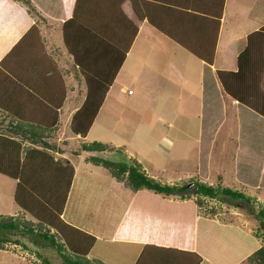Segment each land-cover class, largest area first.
Masks as SVG:
<instances>
[{
	"label": "crops",
	"instance_id": "1",
	"mask_svg": "<svg viewBox=\"0 0 264 264\" xmlns=\"http://www.w3.org/2000/svg\"><path fill=\"white\" fill-rule=\"evenodd\" d=\"M29 1L36 13L30 12L20 1L0 0V127H11L15 123L11 120L14 118V120L23 121V125L33 124L46 128L55 126V130H48L46 138H54L53 134L57 136L58 133L60 136L63 135L61 144L58 146L61 153L65 151L69 155L67 161L73 168V175L60 216L65 222L94 236L95 240L87 256L98 259L104 264H133L144 243L153 242L157 245L193 250L201 257L199 264H233L258 248L260 245L258 238L249 237V230L247 228L243 230L238 226L239 222H243L242 220L232 222L229 219L219 220V217L215 216L202 217L190 199H180L175 195L162 197L146 190L133 193L116 181L113 183L105 181L104 172H101L104 168L86 162L84 158L87 155L104 158V154L109 152H78L77 148L79 141L111 143L114 146H122L128 155L137 160L135 138L133 140L132 138L128 140L105 138L108 133L103 135L100 132L102 128L112 132L115 122L108 126L107 118L110 115L113 119L115 111L120 114L123 110L116 104L118 93L125 90L124 86H120L118 78L119 71L122 69L125 71L123 80L127 79L128 83L139 87L145 84L153 85L154 89L159 90L156 93H168L170 89L163 91L162 87L174 85L173 87L182 96L185 88L190 86L192 90L190 94H198L196 106L199 116L196 119L199 137L200 115L205 109L203 98L216 93L217 90L215 84L217 85L218 82L214 71L234 70L235 57L244 47L246 35L264 24V10L261 5H257V8L254 6L259 0H251L249 4L247 3L245 10L243 9L245 0H239L238 3H236L237 0H148L160 6L170 4L169 6H176L181 11L192 13L187 23L172 19L167 21L166 25L168 27L177 25L176 28L179 25H183L184 28L188 25L190 40L198 49H208L214 40L213 61L210 65L158 31L145 18L139 19L130 0H78L77 14L80 30L81 32L85 30L80 34L81 45H87L91 40L103 45L97 40L101 37L117 50L125 46L127 48L82 138L78 133L72 132L69 126L71 117L80 107L85 93L72 92L69 87H66V85L72 86L69 84L72 78L66 75L72 74L73 71L69 66L71 55L66 50L62 35V23L72 16L75 0ZM253 7L256 11L254 16ZM107 20H110L111 24H108ZM105 21H107L106 28L102 25ZM94 24H97L95 27L98 29H107L110 25L111 31H108L107 35L100 34V37H94L87 32V30L94 31ZM177 32L182 33V30L179 29ZM240 39L242 45L238 47ZM184 52L186 54H182ZM231 57L234 58V65H232ZM193 59L198 61L199 66L195 62V66H192ZM218 60L220 66H216ZM67 66L69 72L66 73L67 70L62 68L65 74H61V67ZM56 71L61 74L63 85L60 82L54 83ZM191 79L194 80L193 85L190 82ZM217 86L220 91L219 84ZM127 90L130 89L125 90L126 94L131 95L132 92L128 93ZM180 91L183 92L180 93ZM220 95L223 116L219 124L211 125V146L216 131L226 116L227 104L224 97L229 98L230 106H236L231 97L224 93ZM13 104L18 110H9ZM127 109L129 113L142 115L140 123L149 125H153L150 122L159 120L164 114L163 112L153 114L151 110L139 107L132 102ZM42 112H45L44 115L39 114ZM195 112H197L196 109ZM252 117L246 120H250L256 126L259 123L264 124V118L261 116ZM246 123L247 125L243 126L245 132L242 135L239 134V138H245L249 143L255 142L247 139L252 137H249L250 122ZM253 128L257 129V127ZM262 135H258L257 140ZM144 138L149 141L154 139L155 145L151 146V149H159L157 146H161L165 152L167 151L168 144H165V139L150 138L148 135ZM235 138H237L236 134ZM176 140L177 138L172 139L169 145ZM255 144L258 143L255 142ZM247 152L251 155H248L247 159L243 156L244 158L239 161L245 163L244 167L255 169V174L261 173L264 168V143ZM160 170L163 171L164 167ZM172 170L169 169L167 172ZM147 174L155 177L148 172ZM131 204H133L134 214L128 211ZM18 210L20 207L16 206L14 211ZM190 210L193 212L191 221ZM128 212L130 216L126 220ZM93 213L100 219L95 218L96 223L90 227L84 222L91 221L94 218ZM123 220L126 221V225L131 223V227L126 226L125 234L128 235L127 239L130 238L128 240L115 239ZM220 229L223 232L219 236ZM121 238H123L122 235ZM186 242L187 245H184L183 243ZM223 248L226 250L224 253ZM122 249H128L127 254H122L121 258H113L114 254Z\"/></svg>",
	"mask_w": 264,
	"mask_h": 264
},
{
	"label": "trees",
	"instance_id": "2",
	"mask_svg": "<svg viewBox=\"0 0 264 264\" xmlns=\"http://www.w3.org/2000/svg\"><path fill=\"white\" fill-rule=\"evenodd\" d=\"M17 1L22 2L30 12L36 13L29 0ZM130 1L139 19L145 18L150 25L189 50L194 56L209 65L212 64L214 40L208 49H198L196 44L190 40L188 25H185V28L183 25H179L177 28V25L172 27L166 25V22L172 19L187 23L192 16L191 12L181 11L176 6H169L170 4L160 6L148 0ZM78 8V0H75L72 16L62 23V35L66 50L71 55L69 66L74 75L79 74L83 78L86 86L84 99L80 107L73 113L69 126L72 132L78 133L82 138L87 132L127 48L125 46L121 51H117L118 58L116 61H112V54L117 49L100 37V34L107 35V32L111 31L110 25L107 29H98L95 27L97 24L93 26L94 31L87 30V32L94 37L99 36L100 38L97 40L101 41L103 45L94 40L89 41L87 45H81L80 34L85 30L82 32L80 30ZM107 21L108 24H111L110 20ZM107 21L102 24L104 28L107 26L105 25ZM179 29L184 34L177 32ZM98 58L102 60L99 59L100 62H97ZM214 74L220 87L218 95L224 93L236 103L238 124L243 123L242 121L247 118H253L252 116L264 118V24L246 35L245 45L235 57V69H218L214 71ZM203 104L205 109L200 115L197 155L201 164L199 167L201 174H204L205 171L208 147L211 143V125L219 124L223 116L222 102L217 93L205 96ZM9 110L16 111L18 108L13 104ZM44 113L39 114L44 115ZM11 120L15 122L11 127H0V174L14 180L13 201L30 214L34 220L25 218L22 213L0 214V249H4L8 244L19 246L21 250L32 251L36 258L40 259L41 264L53 263L37 249L52 250L61 264H104L98 259L87 257L95 240L94 236L65 222L60 216L73 175V168L68 162L63 163L53 159L49 152L53 144L48 139L52 138H46V136L49 129L53 131L56 127L23 125L21 120H14V118ZM242 140L243 138H236L238 146L234 154L235 177L240 180L238 182L243 186L264 188V168L258 175L255 174V169L244 167L245 163L238 160V155L242 157L247 150L246 145L242 144ZM77 151L120 154L124 161L114 162L95 155H87L84 160L104 168L116 182L133 193L146 190L162 197L177 195L180 199H190L196 210L203 207L204 198L243 200L248 205L253 202L255 209L252 213L258 223L257 228L264 231V204L256 202L255 198H252L250 203V198L240 190L221 186L219 181L215 184H208L201 180L202 176L199 174L188 180H183L179 184L154 178L148 175L141 164L134 157L128 155L122 146H114L111 143L79 141ZM242 171L247 172L246 177H241ZM217 180H220L218 176ZM128 211L134 214L133 204L130 205ZM209 212H211L210 216L215 214L212 208ZM192 215L193 212L190 210V221ZM128 216H130L129 212L126 220H128ZM125 222L123 220L119 225L115 239H130H127L128 235L125 233H127L126 226L131 227V223L126 225ZM132 224L134 225L133 222ZM252 234L259 238L261 244L245 259L252 264H264V233L261 235ZM183 244L187 245V242ZM30 246L36 250H30ZM200 262L201 257L193 250L146 242L133 264H199Z\"/></svg>",
	"mask_w": 264,
	"mask_h": 264
},
{
	"label": "rangeland",
	"instance_id": "3",
	"mask_svg": "<svg viewBox=\"0 0 264 264\" xmlns=\"http://www.w3.org/2000/svg\"><path fill=\"white\" fill-rule=\"evenodd\" d=\"M237 0L236 3H238ZM246 4L244 5L243 9L247 8V3L249 4L251 0H245ZM261 5L262 9L264 10V0H259V2L254 5ZM255 7H253L252 12L253 16L256 14ZM257 8V7H256ZM264 18V13H263ZM238 47H241L242 42L241 39L238 40ZM178 48V47H177ZM122 49H118L113 52L112 54V61H116L118 58L117 51H121ZM178 50V49H177ZM182 54H186L185 52ZM176 56L178 54L176 53ZM98 58L97 62H100ZM192 66H195V63L198 65V61L196 59L192 60ZM195 62V63H194ZM232 65H234V58L231 57ZM69 65V64H68ZM219 60L216 62V66H220ZM199 66V65H198ZM67 70L66 73L69 72V68L61 67V74H65L62 72L63 69ZM162 68V66H161ZM125 71L122 69L119 71L118 78L120 79V86H124L125 90L127 88L130 89L132 92L131 95H127L125 90L123 92L118 93L117 99V106L123 108L120 111V114L115 111L113 113L114 118L111 119L110 115L108 119V126L113 125L115 122V127L112 132H107L102 128L100 132L104 135L108 133L105 138H135L136 143V152H137V160L140 162L141 166L144 170H147L149 174L155 175L154 178H158L160 180H167L171 181L170 183H181L183 180H188L194 175L199 174L201 180L208 183V184H215L218 181L220 182L221 186H227L232 189L240 190L244 195L250 198V203L252 202V198H255L256 202H260L264 204V189H257L252 186H243L239 185L240 180H237L234 174L235 166H234V154L235 149L238 146V143L235 144V134L236 137H239V134L242 135L245 131L243 126L247 125L246 122H250L251 130L249 133V137L247 138L250 140H254L255 142L249 143L243 138L242 144L246 145V152L250 151L251 148H258L259 144L264 143V124L259 123L256 126L250 120L242 121L243 123H236V106H230V100L228 97H224V101L227 104L225 107V119L219 129L216 131V135L213 138V144L211 143L208 147L209 151L207 152V159L204 166V174L199 173L200 163L198 161L197 155L199 151V145L197 143L198 138V107L196 106L198 102V94L192 93L190 86L185 88V91L182 96L179 95L177 90L173 86L164 85L162 87L163 91H167L170 89L168 93H156L159 90L153 88V85H147L139 87L136 84L128 83L127 79H122ZM56 77L54 78V83L60 82L62 83L61 74L56 71ZM66 76H70L71 81L69 84L72 86L69 87L72 92H84L86 91L85 82L79 74H67ZM65 79V78H64ZM70 80V79H69ZM215 80V79H214ZM194 80H190L191 84L193 85ZM216 81V80H215ZM84 83V84H83ZM136 85V86H135ZM218 85V84H217ZM215 84L217 96H219L220 100L221 95H218V86ZM220 90V89H219ZM183 91H180L182 93ZM73 94V93H72ZM222 101V100H221ZM130 102L135 103L139 107H143L146 109L151 110L153 114L163 112V117L155 122H150L149 125L146 123H140L142 120L139 114H135L134 112L129 113L128 105ZM193 103V104H192ZM195 104V105H194ZM198 105V104H197ZM165 106V107H164ZM164 107V109H163ZM223 107V105H222ZM163 109V111H159ZM195 109L197 112H195ZM150 112V111H149ZM140 113V112H139ZM197 113V114H196ZM200 114V113H199ZM146 116V114H145ZM197 118V119H196ZM137 120V122H136ZM137 123V125H135ZM149 125V126H148ZM253 127H257L255 130ZM132 129V133H131ZM242 129V130H241ZM238 134V136H237ZM263 134L261 138L257 140V136ZM54 138L48 139L53 146L50 149V154L53 159H57L63 163L68 162L67 157L68 154L61 153L60 147L58 144H61L62 136L60 133ZM145 135L150 136V138H161L165 139V144H168L167 151L161 147L159 149H151V146L155 145L154 139L150 141L144 138ZM60 137V138H59ZM58 138V139H57ZM177 138V140L172 144L169 145L172 139ZM171 139V140H170ZM182 139V141H181ZM241 141V139H240ZM239 141V142H240ZM162 142V141H161ZM27 144V143H25ZM211 146V147H210ZM65 149V147L63 148ZM238 151V150H237ZM251 155L250 152L245 153L243 156L247 159V156ZM238 155V158H244ZM104 158L117 162V161H124V158L117 153L109 152L104 154ZM238 159V160H239ZM161 167H164V170L161 171ZM150 169V170H148ZM166 169V171H165ZM173 169L171 172L167 170ZM102 170V169H101ZM103 173V178L105 181H109L110 183L115 182L114 178H112L108 172L103 169L101 171ZM146 172V171H145ZM146 172V173H147ZM242 171L241 177H246L247 172ZM205 175V176H204ZM217 176L220 180H217ZM153 177V176H152ZM15 182L14 180L0 174V213L3 215L12 214V213H22V215L30 220H34V218L28 214L26 211L18 210L17 212L14 211V208L18 206L13 201V190H14ZM177 196V195H175ZM203 207L198 209V214L202 217H209L211 212H209L210 208L214 209L215 214L210 217L215 216L216 218L219 217V220L229 219L232 222L235 221H243L239 222L238 226L241 227L243 230L247 228L249 230V237H254L252 233H257L261 235L264 233L263 230L257 228V221L253 215L254 211V204L252 202L251 205L246 204L243 200L237 201H230L228 199H205ZM249 203V204H250ZM255 203V202H254ZM217 212L219 214H217ZM94 218L91 221L84 222L90 227H93L95 222V218L97 220L100 219L95 213H93ZM80 220V219H78ZM83 222L82 220H80ZM231 222V223H232ZM219 233V236L222 234L223 230ZM251 233V234H250ZM233 238L235 236L231 234ZM255 240V239H254ZM259 244H261L259 238L257 240ZM100 244V243H99ZM221 245V244H219ZM126 246V245H123ZM222 246V245H221ZM220 246V247H221ZM98 247V246H97ZM96 247V248H97ZM128 247V245L126 246ZM125 247V248H126ZM30 250H36L30 246ZM222 249V247L220 248ZM226 251L225 248H223ZM43 256H46L53 264H61L59 258L55 255V253L50 249H37ZM128 249H122L121 251L114 254L113 258H121L122 254H127ZM92 253V252H91ZM93 254V253H92ZM90 254V255H92ZM88 257V256H87ZM219 257V256H217ZM90 258V257H88ZM246 258V257H245ZM245 258L242 260H237L233 264H252L251 262L247 261ZM236 259V258H235ZM234 259V260H235ZM102 262V261H101ZM0 264H41L40 259L36 258L32 251L21 250L19 246L16 245H6L4 249H0ZM205 264V263H204ZM222 264V263H221Z\"/></svg>",
	"mask_w": 264,
	"mask_h": 264
},
{
	"label": "built area",
	"instance_id": "4",
	"mask_svg": "<svg viewBox=\"0 0 264 264\" xmlns=\"http://www.w3.org/2000/svg\"><path fill=\"white\" fill-rule=\"evenodd\" d=\"M127 92L129 93V92H130V90H127Z\"/></svg>",
	"mask_w": 264,
	"mask_h": 264
}]
</instances>
